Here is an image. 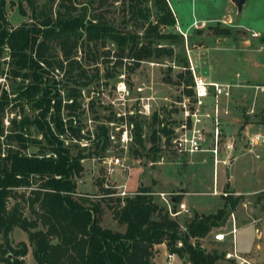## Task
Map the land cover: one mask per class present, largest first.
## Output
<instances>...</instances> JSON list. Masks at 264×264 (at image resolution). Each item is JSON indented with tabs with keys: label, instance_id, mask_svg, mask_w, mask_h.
I'll list each match as a JSON object with an SVG mask.
<instances>
[{
	"label": "trees",
	"instance_id": "obj_1",
	"mask_svg": "<svg viewBox=\"0 0 264 264\" xmlns=\"http://www.w3.org/2000/svg\"><path fill=\"white\" fill-rule=\"evenodd\" d=\"M25 1L30 6L31 20L10 27L5 18L6 1L0 0V65L5 54L10 72L20 82L10 99L0 87V98H4V102L0 99V114L3 105L9 102L20 108L27 106L33 112L18 114L17 120L12 117L4 134L0 118V264H22L18 257L25 254L26 246L23 242L11 244L9 234L14 227L26 233L37 264H152L153 245L159 243H164L167 251L182 261L215 264L221 252H208L199 241L212 228L223 225L241 195H225L222 206L215 212L193 211L180 224L144 188L124 197L112 195L110 188H101L96 200L75 195V178L82 171L81 161L103 157L109 145L107 127L99 124L92 132L83 131L81 119L74 112L79 107L82 87L90 83L82 62L75 58L76 50L89 52L91 47L108 41L116 46L118 62L121 58L131 61L129 72L142 60L158 58L161 54L170 56L169 48L150 46L153 38L170 41L181 38L173 32L159 31V27L175 23L166 1L156 0L159 14L152 23L145 24L141 37L99 17L74 14L72 4L68 9L64 0H58L54 14L50 7L37 11L33 0ZM18 8L24 14L19 4ZM128 9L131 18L146 17L143 8L128 4ZM224 31L227 35L228 30ZM259 43L264 44V36H260ZM182 64L187 66L185 60ZM54 69L62 71L59 81L53 76L48 78V72ZM61 81L70 83L64 86L63 94L58 88ZM177 83H183L185 93L190 94L186 87L191 83L187 68L177 73ZM63 107L68 113L66 117L60 114ZM155 115L152 112L151 118L157 123L158 131H151L152 149H157L156 131L165 141L171 135L170 129L158 127L162 123ZM130 121L131 116L123 120L125 124ZM30 127L40 138L30 137ZM131 130L132 143L142 148L141 124L134 122ZM81 140L88 142L89 148L78 146ZM31 145L36 147V152H26ZM260 196H264V190ZM102 202L120 230L101 225ZM178 202L180 196H173L172 208Z\"/></svg>",
	"mask_w": 264,
	"mask_h": 264
},
{
	"label": "rangeland",
	"instance_id": "obj_2",
	"mask_svg": "<svg viewBox=\"0 0 264 264\" xmlns=\"http://www.w3.org/2000/svg\"><path fill=\"white\" fill-rule=\"evenodd\" d=\"M5 1V18L10 27H15L22 21L29 22L31 20L30 6L25 0ZM207 1L210 4L205 0H169V3L175 11L180 26L182 20L190 22L191 18L198 16L201 11L219 13L224 16L227 14L231 21L228 23L230 25L208 22L201 28L195 27L199 29L191 30L186 37L177 32L175 24L159 27V31L162 33L173 32L181 36V38L176 37L174 41L152 39L151 47L164 46L172 50L171 55L161 54L158 58L150 57L142 60L132 72H129L127 68L131 61L121 58L118 62L115 55L116 46L108 41L102 45L97 44L95 47H91L92 51L89 52H84L82 48L76 50L75 58L82 62L85 73L90 78V83L82 87L79 107L74 112L78 113L81 119L83 131L92 132L99 124L107 127L109 145L105 148L103 157L85 158L86 160L81 165L82 171L75 178V183L78 179V189H75V195L90 200L98 199L101 188H106L102 184L104 181L102 159L104 157H119L125 167L122 170L116 168L114 173L109 176L108 180L112 184L124 183L125 189L130 192L129 196L139 188H144L157 202H159L157 195L159 192H165L167 196L179 195L180 201L188 209L187 216L193 211L198 214L213 213L222 206L223 196L241 195L242 197L227 215L223 225L212 228L210 233L199 242L208 252L220 253L230 249L231 235H227L223 243H218L213 241L212 234L218 230L227 232L233 222L236 228L233 235L234 246L237 251L248 253L253 250L256 242L253 229L257 224L262 236L260 249L256 251L257 255L255 256L259 258L264 253V196H260V191L264 190V155L261 154L264 153V146L252 148V155L250 152H245V147L247 146L246 150L248 148L247 136L249 134L238 133L230 136V134L221 132L218 157L224 160V163H218L214 172L211 154L197 152L191 155H180L175 153L169 144L171 136L178 133L176 126L184 119V108L181 104L185 103L187 109H192L189 104L191 92L186 94L183 83H177V73L185 72V68L188 69L189 66L186 49L189 53V49H195L199 53L200 59L192 58L197 69L204 68V64H208L215 58L219 68L230 71L231 68L237 66L236 59L238 57L252 54L251 51L258 47L260 35H264V0H244L238 11L228 0ZM33 2L35 10L39 11L42 8L50 7L54 14L58 0H33ZM63 2L68 9H70V3L72 4L74 10L71 12L74 14L85 13L88 18L99 17L117 28L135 32L140 37L145 24L152 23L159 14L156 0H64ZM18 4L24 10V14L19 11ZM128 4L143 8L142 12L146 17L137 20L131 18L132 13L128 9ZM60 9L63 8L60 7ZM245 28L257 31L259 35L252 37L251 31ZM225 29L228 30L226 31L227 35ZM260 51L259 55L263 56L264 50ZM57 53L59 56L60 53ZM4 55L0 65L2 68L0 87L5 89L7 98L10 99L20 82L19 78L14 77L10 72V66L7 64L8 58ZM184 60L187 66L182 64ZM259 64L260 66L254 74V80L246 82L244 81L247 79L246 76L241 74V80L232 83L238 84V88L245 90L242 94L245 103L240 101L239 97L233 96V99L239 101L237 109H241L240 119L237 122L240 123L239 128L250 122L264 123V84L261 86L254 84V81L264 82V63L259 62ZM246 67L250 68L248 63H246ZM61 73L62 71L54 69L52 72H48V78L53 76L55 81H59ZM69 84L64 81L58 84L62 94L65 92L64 86ZM186 87L191 90V83ZM0 99L4 102V98ZM63 101L65 102V100ZM12 103L3 105V111L0 114L3 134L9 129V121L12 117L15 116L17 120L18 114H33L29 107L20 108ZM207 106L208 103H205L206 109ZM152 112L156 113L157 120H161L162 124H158V127L163 125L171 130L167 141L162 135H158L157 123L153 122L151 118ZM255 112V117L251 118V113ZM60 114L66 117L68 115L66 108H61ZM128 116H131V121L129 124H125L123 120H126ZM201 118V124L206 132L202 146L208 147L210 146L211 122L208 118ZM134 122L142 126V148L132 143L131 126ZM153 129H157L154 137L157 149H152L150 143ZM29 131L30 137L40 138V135L32 127L29 128ZM227 140L232 142L230 150L224 149V143ZM73 142L74 140L69 142V145ZM12 144L17 145L15 142ZM77 144L89 148V143L85 140H81ZM239 145H243L244 151L238 148ZM70 149L74 151L75 147L70 146ZM132 149L136 151L134 152ZM36 150V147L31 145L28 146L26 152H36ZM255 153L260 154L258 158H254ZM101 205L103 208L100 217L101 225L120 230L121 227L111 219L104 202ZM24 212L27 213V210ZM184 216L181 214L176 216L179 224L186 218ZM9 239L12 245H16L18 242L25 244V254L18 257L22 260V264H37L31 255V247L28 245L24 231L18 227L13 228ZM161 257L160 253L156 262H159ZM164 261L163 257L162 264H165ZM187 263L192 262L188 259L182 261L177 257L171 262V264ZM214 263L228 264L221 258L216 259Z\"/></svg>",
	"mask_w": 264,
	"mask_h": 264
},
{
	"label": "built area",
	"instance_id": "obj_3",
	"mask_svg": "<svg viewBox=\"0 0 264 264\" xmlns=\"http://www.w3.org/2000/svg\"><path fill=\"white\" fill-rule=\"evenodd\" d=\"M175 29L178 31L177 26ZM252 37H256L257 33L254 31L250 32ZM188 69L191 72V100L190 103L192 109H187L185 103H182L184 119L176 127L178 129L177 134H173L169 140V144L173 151L180 155H191L197 152H209L211 154L213 171L215 172L216 165L218 163H224L219 155L220 147V113L226 114L227 109L221 108V98L227 99L230 94L232 85L228 83H218L205 81L203 77L195 74L192 66L189 64ZM211 98L210 109L211 113L204 112L206 98ZM201 117L208 118L211 122V136L210 146L203 147L202 143L205 140L204 126L201 124ZM247 145L249 149L255 146H264V131H256L247 136ZM232 148V142L227 140L224 143V149L230 150ZM257 157V154H254ZM104 165V173L102 182L103 186L113 190L111 193L114 196L124 197L129 196L130 192L125 189L124 184L114 185L108 179L111 174L114 173L116 168L124 169V165L119 157H108L102 159ZM159 203L162 204L170 217L177 215L188 214V209L183 202H178L174 208H172L171 201L173 196H167L165 192H159ZM254 223L256 221H253ZM235 226L232 222L230 229L227 232L216 231L212 234L213 241L223 242L227 235H231V247L228 250L221 252V259L226 261L228 264H264V253L259 258H256V251L260 249V244L257 242L254 245V249L251 252L242 253L236 250L233 242V235L235 233ZM254 233L256 239L259 241L261 233L258 227H254ZM179 245V243H177ZM174 253H167L166 258L170 260ZM192 264V263H187Z\"/></svg>",
	"mask_w": 264,
	"mask_h": 264
},
{
	"label": "crops",
	"instance_id": "obj_4",
	"mask_svg": "<svg viewBox=\"0 0 264 264\" xmlns=\"http://www.w3.org/2000/svg\"><path fill=\"white\" fill-rule=\"evenodd\" d=\"M165 1L168 4V7H169V9H170V11L174 17V21H175L174 24L178 28L177 32L181 33L185 37H186V35H189V32L191 30L197 31L199 29V28H195V27L201 28L202 25H204L205 23H208V22H219V23H223L226 25H230L228 23H231L229 16L227 14L224 16V15H219V13L213 14V13H205V12L201 11V12H199L198 16L191 18L190 22H188L187 20H182L181 21L182 23L180 26V23H178V21H177V16L175 14V11L172 9V7L169 3V0H165ZM228 1L230 2V0H228ZM205 2L210 4L207 0H205ZM245 29H247V28H245ZM247 30L248 31H254V30H249V29H247ZM254 32L257 33V36L259 35L257 31H254ZM260 36H264V35H260ZM189 50H190L191 54L189 53L188 49H186V53L188 56L189 64L192 66L195 74H198L199 76L203 77L205 81L218 82V83H228V84L233 85V87L230 90V94H229L230 98L229 97L227 99L221 98V102H220L221 108L225 107L227 109L226 114L220 113V119H221L220 129H221V132L224 134H230V136L231 135L233 136V135H236L238 133H242V134L246 133V135H248V134H251L253 132H256V129H258L257 131H264V123H258V122L257 123L256 122L246 123L241 128H239L240 123H237V122L240 119L241 109L240 110L237 109L238 108L237 103H239V101L237 99L236 100L233 99V96H235L236 98L239 97L240 101H244L242 94H244L245 90L243 88H238L239 87L238 84H232L236 81L241 80V78H242L241 74H244L246 76L247 79L244 80L246 82L251 80V79L254 80L255 71L257 70L258 66H260L259 62L264 63V55L263 56L259 55L261 52L260 50H264V44L259 43L258 47L254 48V50L251 51L252 54L242 55L241 58L238 57L236 59L237 66L231 68L230 71H227L223 68H219L215 58L212 59L213 61H209L208 64H204V66H205L204 68L201 67L200 69H197V67H195V63L193 61L194 59H192V58L200 59V55L195 49L194 50L189 49ZM246 63H248V65L250 67L249 69L246 67ZM245 70H247V71H245ZM254 84L256 86H261L264 84V82L258 83L256 81H254ZM241 95H242V99H241ZM206 103H208L207 109L204 107V108H202V110L204 112L211 113V109H210L211 98L210 97L206 98ZM244 103H245V101H244ZM255 115H256V112L254 114L251 113V118H254ZM250 131H252V132L249 133ZM245 144H246V142H245ZM246 147H245V152L251 153L252 149L247 148V150H246ZM257 147H259V146H255L254 148H257ZM238 148H241L244 151L243 145L242 146L239 145ZM245 152H243V153H245ZM205 153L210 154L207 151H205ZM240 153H241V151H240ZM261 154L264 155V153H261ZM259 155L260 154L257 153V157L254 156V158H258ZM85 160L86 159L82 160L81 165L83 164V162ZM211 163H212V160H211ZM77 181H78V179H76V190L78 189ZM122 184H124V183H122ZM124 186H125V184H124ZM255 223H257V222H255ZM254 226L258 227L257 224H255ZM253 231H254V229H253ZM255 239H256V237H255ZM261 239H262V236H261L259 241L256 239L255 244L257 242H259V244H260ZM223 242H220V243H223ZM160 253H161L162 257L160 258L159 262H156V259L158 258V255ZM167 253H168V251H167L166 245L164 243H159V244L153 245V256L151 259L152 264H162L163 257L165 260L164 261L165 264H171L172 260L177 256L175 254H173L171 259L167 260V258H166ZM177 258H179V257H177Z\"/></svg>",
	"mask_w": 264,
	"mask_h": 264
},
{
	"label": "water",
	"instance_id": "obj_5",
	"mask_svg": "<svg viewBox=\"0 0 264 264\" xmlns=\"http://www.w3.org/2000/svg\"><path fill=\"white\" fill-rule=\"evenodd\" d=\"M230 1L235 6L237 11L240 10V8L244 2V0H230ZM51 242L54 243L55 240L53 239V240H51Z\"/></svg>",
	"mask_w": 264,
	"mask_h": 264
}]
</instances>
